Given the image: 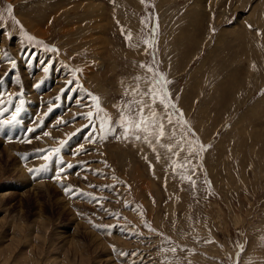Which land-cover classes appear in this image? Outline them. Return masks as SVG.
I'll list each match as a JSON object with an SVG mask.
<instances>
[{
	"label": "rangeland",
	"instance_id": "374dc122",
	"mask_svg": "<svg viewBox=\"0 0 264 264\" xmlns=\"http://www.w3.org/2000/svg\"><path fill=\"white\" fill-rule=\"evenodd\" d=\"M156 71L187 122L153 105L173 151L100 140ZM89 93L108 124L84 127ZM0 97L23 101L0 128V264H264V0H0Z\"/></svg>",
	"mask_w": 264,
	"mask_h": 264
},
{
	"label": "snow or ice",
	"instance_id": "6c2138e0",
	"mask_svg": "<svg viewBox=\"0 0 264 264\" xmlns=\"http://www.w3.org/2000/svg\"><path fill=\"white\" fill-rule=\"evenodd\" d=\"M143 3V0H141ZM8 12L11 13V8H8ZM251 27V25H249ZM123 31V30H122ZM25 38L28 41H33L34 37L24 34ZM126 39H131V34L129 33L126 36ZM145 43H149L148 41H145ZM13 65H15V61L11 62ZM141 67H145V65L141 64ZM149 72H152L153 69L151 66H148L147 69ZM45 72L48 71L47 68L44 69ZM79 71V70H77ZM137 81H139L141 78L139 76L135 77ZM71 83V81H69ZM171 83V81H168L165 79L164 75L160 73L159 71H156L154 73L153 83L148 88L147 92H142L139 88V85L135 89L132 90V95L134 99L130 101L129 103L124 105L123 111H121L119 116L118 123L113 121V127H109L107 129L101 128L100 129V136L98 137L100 140L106 139V136L104 134L105 131L115 134L119 130V135L116 136L117 139H120L123 137L124 139H135V140H141L143 139L144 142H147L151 144L150 138H155L156 143L160 144L161 139L166 136L165 131V124L161 122L160 115L156 112V110L153 108V105L157 102L163 107L164 114L167 116V123L173 124L174 119L178 120L179 124L185 125L187 122L183 119V112L180 110L177 105L172 102L169 96V92L167 90V84ZM63 92V90H62ZM128 91H125V95H128ZM91 99V104L86 105V107L89 108V110L85 113L80 114L84 119L88 121V124L84 127L91 126L94 121L99 120L101 124H108L111 121V117L108 116V114L104 111V109L101 107L100 98L92 95L91 93L88 94ZM139 95L141 97L140 100H136L135 96ZM144 96H149L151 99V103H145L143 100ZM12 100L9 99L5 101L3 97H0V116L7 115L6 119L0 120V128H3L5 125H11L18 123V117L20 112L22 111V105L23 101H21L19 104L14 106V110L9 114L8 107H5V104H12ZM145 109H148V112L145 113ZM51 111V109H49ZM176 113H179V116L176 117ZM63 123H67L66 121H60ZM58 122V123H60ZM35 129H28L27 131L29 133L33 132ZM79 131V130H78ZM191 131V129H189ZM44 136H50V133L44 132ZM194 135V134H193ZM89 142H95V136L94 134H90L88 137ZM25 142H30V139L25 138ZM65 141L60 142V147L54 148V149H39L37 150L38 158H42L45 162L40 165L37 169H29L30 172H45L48 168V162L53 159L54 156H57L63 147ZM188 149H187V156L185 158V163L176 165L177 167H183L185 170H187V164L190 163L188 160V156H191L193 153L199 154L194 147L195 141L188 140ZM161 147L167 148L169 152H172L173 149L176 147V145H164L160 144ZM181 151H183V145H180ZM83 149V146H81V149L77 151V154H79V151ZM204 146L200 145L199 151H203ZM175 155H179V153H174ZM175 164V161L173 162ZM74 165L68 164L67 168L71 169ZM65 171L64 167H61L56 175L52 177L55 180H62V173ZM95 174V173H94ZM86 179V177H85ZM181 180H189L193 186H195V180H192L190 176L181 175ZM89 187H95L93 185H89ZM65 192L68 195H83L88 202H96L97 204L100 203L101 200H103V197H96L92 195L91 193H83L79 189L74 190L70 185L65 186ZM101 210L107 212L109 215H118L113 214L109 212L107 209H103L101 205ZM96 226V225H94ZM103 227H109V226H103ZM175 251V249H172Z\"/></svg>",
	"mask_w": 264,
	"mask_h": 264
},
{
	"label": "trees",
	"instance_id": "16d2710c",
	"mask_svg": "<svg viewBox=\"0 0 264 264\" xmlns=\"http://www.w3.org/2000/svg\"><path fill=\"white\" fill-rule=\"evenodd\" d=\"M8 8H10L9 5L8 4H4L3 11L6 10L5 11L6 16L10 15V13L8 12Z\"/></svg>",
	"mask_w": 264,
	"mask_h": 264
},
{
	"label": "bare ground",
	"instance_id": "6f19581e",
	"mask_svg": "<svg viewBox=\"0 0 264 264\" xmlns=\"http://www.w3.org/2000/svg\"><path fill=\"white\" fill-rule=\"evenodd\" d=\"M235 73V72H234ZM7 149V148H6ZM9 155V154H8ZM17 166V165H16ZM18 167V166H17ZM22 169V168H21ZM20 168H19V170H21ZM20 172V171H19ZM23 171H21V173H22ZM22 180V179H21ZM51 192V191H50ZM18 206V205H17Z\"/></svg>",
	"mask_w": 264,
	"mask_h": 264
}]
</instances>
